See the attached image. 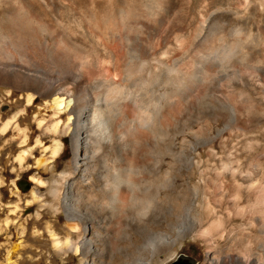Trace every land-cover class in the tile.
Returning <instances> with one entry per match:
<instances>
[{
    "label": "rangeland",
    "instance_id": "rangeland-1",
    "mask_svg": "<svg viewBox=\"0 0 264 264\" xmlns=\"http://www.w3.org/2000/svg\"><path fill=\"white\" fill-rule=\"evenodd\" d=\"M83 1L0 0V20L14 15L21 6L24 17L65 37L63 45L70 49L67 54L61 46L51 49L49 40L38 34L33 40L30 36L26 44L36 51L39 68L60 71L67 65L81 70L71 86L72 97L90 111L104 108L109 113L118 158L113 155L115 149H109L102 180L97 171L83 173L81 164L74 168L68 135L65 150L54 161L47 152L46 163L38 166L25 155L22 166L15 161L22 147L2 146L11 133L0 136V264H171L179 256L193 264H206L207 253L217 260L236 258V264L264 259V0ZM66 6L68 9L62 8ZM93 78L98 79L96 88L86 90L88 99L95 97L98 105L94 100L85 102L83 92ZM113 84L122 85L118 92L113 91L117 86ZM0 89L7 91L1 84ZM4 95L0 94V108L2 104L11 106ZM2 109L4 120L5 114L17 112L12 106L5 109L7 113ZM38 154L36 151L33 157L41 158ZM63 172L73 185L71 204L83 213L71 222L76 231L67 226L62 204L58 213L51 207V180ZM114 174L133 185L135 198L128 201V194L120 190L119 200L126 207L118 212L99 211L96 189L111 182ZM21 181L28 184V191L17 187ZM158 187L160 200L167 204L183 200L182 210L144 209L142 201L153 197ZM211 218L223 225L208 230L205 227ZM189 221L205 237L188 236L164 247L155 236H144L148 229L174 238L179 229L190 232ZM73 236L93 242L86 260L80 252L74 260L66 258L55 247L56 238Z\"/></svg>",
    "mask_w": 264,
    "mask_h": 264
},
{
    "label": "bare ground",
    "instance_id": "bare-ground-1",
    "mask_svg": "<svg viewBox=\"0 0 264 264\" xmlns=\"http://www.w3.org/2000/svg\"><path fill=\"white\" fill-rule=\"evenodd\" d=\"M83 2H86V1L84 0ZM90 2H92V1H90ZM24 5H22V6H24ZM19 8L20 9L18 11H16L14 15L10 14V17H7L6 20H0V84L4 85L6 90H7L5 92H1L2 90L0 89V94H5L4 98L8 101V104L10 102L12 108H16V110H17V112L14 114H10V112L9 113L4 112L5 109L10 110L11 106L2 104L0 109L3 108L2 111L4 113H7V114H5V120H4V119H2V115H1V111H0V136H5L4 138H6L7 133L8 134L11 133V135L9 136L8 139H6L4 141L1 139L3 142L1 140H0V142H2V146H4V145L8 146L9 145L12 148L14 145L17 144L18 146L22 147V151H20L21 153L19 152V154H17V155H15L16 153L14 154L15 155V161L18 164L22 165L23 163H25L24 159H26V158H24V157H25V155H28V156L32 157L34 159V162L39 166L41 163H43V161L46 163L45 156H46L47 152L48 153L50 152L52 160L57 158L59 155H61V153L65 150V146H64L65 137L69 135L72 150L74 153V159H73L74 168L78 169V165L81 164L80 169H82L83 173H88V170L97 171L95 173H98L97 175L101 179L102 177H100V176H101V173H103L102 170H106L105 169V165H106L105 158H107L106 154L109 151V149H112V148L115 149L114 152L112 151L114 157H117V155L119 154V150H117V149H119L118 145L115 144L116 143L115 141H114L115 143L113 142L115 129H114L113 123L110 122L111 120L110 121L108 120L109 119L108 118L109 113L106 110L103 111L104 108L102 111L99 110L100 108L99 109H91V111H90L88 109V106L85 103H82V102H80V100H78L79 98L74 99L72 97L71 86L74 83H76L78 78L81 76V70L80 69H77V68L72 69L71 67H69V69H68V67H66L67 66L66 65V66H63L65 68H62L59 71V70L55 69L58 65L57 63H55V64H57V65H55L56 67L54 68L55 71H50L52 69H46V68L43 69V68L38 67V65H37L38 64V62H37L38 57L35 56L36 51H34L33 49H30L31 47H27V44H26V40L28 38H30V36L33 35V38H31L33 40L34 34H36V35L38 34L39 35L38 37L43 38L44 41L46 39L49 40L48 42L50 43L49 45H50L51 49H54L53 46H55V45L57 47L61 46L65 49L66 54H67V50H70V49H68L69 46H67V48L64 47L62 40L65 37L63 36L64 38L62 39L61 35L58 33V31L56 29H51V28H49L43 24H40L41 22L39 23L38 21H35V19L32 17H29V16H28V18L24 17V15H23V14H25L24 11H21L22 10L21 6ZM62 8H65V10L68 9L67 6L62 7ZM9 10H11V9H9ZM120 12H122V11H120ZM19 14L21 16H17ZM40 14H41V12H40ZM121 15L122 14L120 13V16ZM4 16H5V14H4ZM53 20L56 22L55 19H53ZM57 25H55V26H57ZM92 27L95 30H98L96 26H92ZM35 38H37V37H35ZM66 40H68V39H66ZM30 41H28V42H30ZM31 42H33V41H31ZM44 43H43V45H45ZM65 43H66V45H68V42H66L64 40V44ZM69 44H70V41H69ZM6 47L9 48L8 49L9 51L4 50V48H6ZM59 48L60 47H58L57 49H59ZM59 51L60 50H58V52ZM60 52H59V54H60ZM80 52L81 51H79V53ZM85 52H86V50H85ZM82 55H84V54H82ZM53 56L56 57V53ZM57 56L59 58L58 54H57ZM55 57H53V59ZM62 58L64 59V57H62ZM42 59H44V57ZM82 60H83V58H82ZM58 61H59V59H58ZM62 61H60L59 64H61ZM39 62H40V60H39ZM53 62H55V61H53ZM48 63H49V61H48ZM83 64H85V63H83ZM52 67H54V66L52 65ZM78 67H80V66H78ZM97 80L98 79L93 78L91 80V82L89 81L90 84L86 85L85 89L83 90L84 94H86L85 102H87V103L89 101L94 100L92 102H94V104L98 105L97 99H93L95 97H92L91 100L88 99L90 97L88 95L89 91L86 90V89H90V91H91L95 87L96 83L98 82ZM115 85H117V86H115ZM115 85H114L115 86L114 88L112 87L113 91L118 92L120 90L121 84L119 86H118V84H115ZM82 87L84 88V86H82ZM110 91H111V89H110ZM135 95H136V93H135ZM82 97H80V99ZM103 97H105V96H103ZM120 97H121V95H120ZM132 97H134V96H132ZM113 99H114V96H113ZM116 99H117V97H116ZM121 100H122V98H121ZM114 102H116V101L114 100ZM90 103L91 102H89L88 104H90ZM111 103H113V102H111ZM106 106H107V104H106ZM117 107H119V106L117 105ZM89 108H90V106H89ZM110 119H113V118L111 117ZM142 121H143V119H142ZM136 128H137V126H136ZM138 133H141V132H138ZM131 134H134V132ZM126 139H127V137H126ZM136 139L134 138V140H136ZM128 140H130V139H128ZM124 143H125V141H124ZM122 149H123V146H122ZM12 150H13V148H12ZM36 151L39 152L41 158L36 159L37 156H36V158L33 157V155L35 154ZM109 153H110V151H109ZM108 157H110V156H108ZM107 160H109V159H107ZM118 160H120V158ZM115 163H116V161H115ZM22 166H21V168H22ZM44 166H46V165H44ZM111 167H112V165H111ZM157 167H159V166H157ZM26 168H28V167H26ZM45 168L53 170L52 167L48 168V166H46ZM110 168H109V170H110ZM114 169L115 168H113L112 170H114ZM67 172H63L60 176H56V175L54 176L53 175V179L51 180V186H50V196L52 199L51 200L52 201L51 207H52L54 213H58V211L60 210V205L62 204V206L66 212V217L68 220L67 226L70 228V230L76 231L77 227L74 224H72L71 222L74 220V217L76 218L77 215H81V214L83 215V213L82 212L80 213L78 211V209L75 208L73 206V204H71L70 200H71L72 194H73V190H72L73 185L71 186V184H69V182H68V178H67L68 173ZM71 175L69 174V177ZM89 175H90V172H89ZM89 175H85V177L89 176ZM103 175L105 176V172ZM95 177H97V176H95ZM112 177H113V179H111L112 180L111 182H108L105 179L104 181H106V182H103V183L101 182L102 184L99 183L100 184L99 188L96 189L98 194H99V197L98 196L97 197L100 198V200H99L100 203L99 202L96 203L98 205L97 207H98L99 211L103 212L105 210H108L111 212H118V211H121V209L123 210L126 207V204L122 203L121 200H119L120 190H124V192H126L128 194V197H127L128 201L131 202L135 198L134 195L132 196V186L133 185L131 186L128 182L124 181L125 178L121 179V178H119V176H116V174H114ZM121 177H123V176H121ZM161 183L163 184L162 181H161ZM172 186H173V184H172ZM93 189H94V187H93ZM135 189H137V188H135ZM160 189H161V187H158L155 190V192L153 193V195H152L153 197H146V199H144L142 201L144 209L147 210V209H150L152 207L153 210L155 209V210L161 211V212L166 210L168 212H171L173 210H178V209L183 208V204H182L183 200H181V203L174 202L173 204H167V201L160 200ZM75 192H76V190H75ZM93 193H95V192H93ZM253 193H255V192H253ZM127 194H126V196H127ZM73 196H75V195H73ZM162 196H161V198H162ZM77 197H78V195H77ZM123 197H121V198H123ZM178 198L179 197H177V199ZM87 199L89 201V198H87ZM93 199H96V198L94 197ZM78 201H80V200H78ZM91 201H93V200H91ZM261 202L263 205L264 204V191H263V200ZM80 203H82V202H80ZM89 206H90V203H89ZM87 208H88V206H87ZM249 208H251V207H249ZM91 209H93V208H91ZM89 210H87V211L89 212ZM99 211H97L98 215H99ZM108 211H107V213H108ZM206 211H208V210H206ZM213 211H215V209ZM102 212H100V213H102ZM144 213H145V211H144ZM245 213H246V211H245ZM207 214H208V212H207ZM212 214H211V216H214ZM215 214H216V211H215ZM262 214L264 215V211L262 212ZM102 215H103V213H102ZM113 216H114V214H113ZM211 216H208V217H211ZM216 216H214V217H216ZM103 217H104V215H103ZM103 217H102V219H103ZM150 217H152V216H150ZM160 217H162V216H160ZM125 218H127V217H125ZM121 219H123V217ZM162 219H163V217H162ZM215 219H219V217L215 218ZM215 219L211 218L210 221H208V219H207V221H208L207 225H206V223H204V225L207 226L205 228H207L208 230H211V231L219 229L220 225H223V224H220V222L216 221ZM105 220H107V219H105ZM126 220H128V219H126ZM85 221H88V220H85ZM219 221H220V219H219ZM148 222L150 223L152 221H148ZM189 224H190V228H191L190 232H185L183 229H179L173 235L174 238H171L170 236H167L166 234L164 235L161 232L160 233H153V232L149 231L148 229H144V234H145L144 236L146 237V239H151L150 237L155 236V239L160 240L163 243L164 247H171L172 245H175L178 240H182L188 236L190 238L205 237V236H201V234H204V231L194 229L195 223L193 221H191V222L189 221ZM257 225H261V224H257ZM119 226H121V225H119ZM261 226H263V223ZM224 227H223V229H224ZM248 227H250V226H248ZM256 227H258V226H256ZM98 228H100V227H98ZM203 229H204V226H203ZM142 230H143V228H142ZM255 230H257V229H255ZM263 230L258 231V233H262ZM133 233L135 234V232H133ZM53 237H54V235H53ZM71 237L70 238L67 237L64 240H59L56 238V242L54 241L55 247H57L59 249V253L63 254L66 258L69 257V259H72V260L75 259V254L80 252V256L84 260L89 253H92L90 251L92 250V245H93L92 243L93 242L88 241L86 238H83L82 236H81L82 237L81 239H76V237H74V236H73L74 238H71ZM247 237H248V235H247ZM127 238H128V236H127ZM118 239H119V237H118ZM152 242H153V240H152ZM157 242H159V241H157ZM96 252H98V250ZM217 259L214 256H211L210 254L207 253L205 261H206V264H236L239 262V260L236 258H235V260H233V259L230 260L228 258L229 260H226V261H223L221 259L217 260ZM138 260L139 259H137L136 263H138ZM249 262H250V260H249ZM253 263L254 264H262V263H264V259H261V257L258 259H254ZM253 263H251V264H253ZM245 264H247V262H245Z\"/></svg>",
    "mask_w": 264,
    "mask_h": 264
},
{
    "label": "water",
    "instance_id": "water-1",
    "mask_svg": "<svg viewBox=\"0 0 264 264\" xmlns=\"http://www.w3.org/2000/svg\"><path fill=\"white\" fill-rule=\"evenodd\" d=\"M17 187L21 190V192H26L29 189V186L27 183L21 181L17 183ZM171 264H193L192 260L184 257V256H179L177 260L172 262Z\"/></svg>",
    "mask_w": 264,
    "mask_h": 264
}]
</instances>
